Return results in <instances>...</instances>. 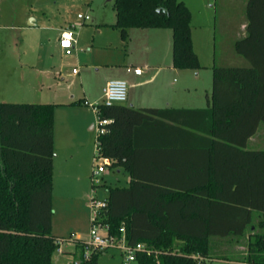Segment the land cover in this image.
Listing matches in <instances>:
<instances>
[{
	"label": "trees",
	"instance_id": "16d2710c",
	"mask_svg": "<svg viewBox=\"0 0 264 264\" xmlns=\"http://www.w3.org/2000/svg\"><path fill=\"white\" fill-rule=\"evenodd\" d=\"M114 8L111 25L123 39L135 27L169 28L174 67L201 68L192 12L183 0H115ZM246 15L247 34L235 50L251 65L215 64L209 106L96 105L98 116L111 119L98 136L99 153L131 176L128 186L109 187L107 206L95 222L119 237L124 227L129 244L152 249L139 252L136 264H196L194 253L212 260L213 236L241 238L247 232V250L237 259L264 264V150L246 148L264 123V0H248ZM55 108L49 102L0 101V264H101L104 250L86 257L83 241L75 243L79 262L53 260L59 246L52 232ZM163 126L190 143L146 140L154 131L163 133ZM163 153H205L208 174H161L157 157Z\"/></svg>",
	"mask_w": 264,
	"mask_h": 264
},
{
	"label": "rangeland",
	"instance_id": "374dc122",
	"mask_svg": "<svg viewBox=\"0 0 264 264\" xmlns=\"http://www.w3.org/2000/svg\"><path fill=\"white\" fill-rule=\"evenodd\" d=\"M186 1L193 11V23L203 21L206 9L212 14L210 0ZM114 2L0 0V101L88 100V103L83 100L80 107L82 112H86L85 118L92 116V121L83 126L91 137L88 145L63 147L57 144L55 149L52 232L61 239H70L77 233L82 239L89 240L94 225L91 221L93 197L105 200L109 196V187L129 185V174L125 169L109 166L97 156L99 120L94 104L103 103L105 81L115 78V71L123 67L114 63H122L124 59L153 60L156 57L157 48L151 45L152 34L160 28L135 27L130 38L123 39L118 28L99 24L101 21L115 22ZM31 19L33 24H29ZM71 25L75 26L72 30L77 33L78 42L72 54H66L60 47L59 37L62 30ZM197 34L196 30V47L200 49L202 39ZM148 46L151 50H147ZM233 55L235 57L228 51L224 54L223 49H217V65H251L245 56L236 51ZM74 68L79 73H74ZM201 70L202 74L196 79L199 86L207 81L212 83L213 68L204 66ZM92 124L93 130L90 129ZM99 164H105V171L95 176L93 168ZM76 166H79L80 173L83 171L82 175L85 173L80 179L73 175ZM220 237H213L211 242L213 257L210 264H249L237 259L245 252L240 246L246 247L247 239L217 240ZM60 245L65 248L68 244L65 241ZM123 259L122 250L112 246L100 253L98 261L101 264H122ZM53 260L70 263L76 259L74 253L56 249Z\"/></svg>",
	"mask_w": 264,
	"mask_h": 264
},
{
	"label": "crops",
	"instance_id": "0c3cea01",
	"mask_svg": "<svg viewBox=\"0 0 264 264\" xmlns=\"http://www.w3.org/2000/svg\"><path fill=\"white\" fill-rule=\"evenodd\" d=\"M183 1L187 4L192 12V39L194 49L199 56L201 68L205 66L207 69H210L213 68L215 64H217V49H223L224 54L226 51H228L230 52V55L234 56L233 52L236 51L234 43L247 34L248 20L246 15V6L248 0H210V7L213 8L211 11L212 14H210L206 9L207 11H204L205 16L203 21L199 22L198 24L196 23L197 25L193 23V11L191 7L186 0ZM32 20L33 19L30 20L29 24H33ZM115 22L108 23L101 21L99 24L111 25ZM74 27L75 26L71 25L70 27H65L64 29ZM132 29L133 28L129 30V35L127 38H130L131 32L133 31ZM196 30L198 31L197 35L199 39H202V43H200V49L196 47ZM74 33V47L76 48L78 35L75 31ZM152 35L153 42L151 45H154L157 48L155 53L156 57L153 60L142 59L140 61H135L133 59H124L122 63H114L123 65V67H120L117 71H115V78H109L105 81L103 88L106 83L112 79H124L128 81L129 94L128 99L124 104L137 108H199L209 106L212 100V83H208L207 81V83L204 85L199 86L200 83H198L196 79L202 74L201 68L178 69L173 65L172 30L169 28H160L159 30H155ZM59 38H61V35ZM149 40H151V37ZM61 49L64 53H66L62 47ZM147 50H151L149 46ZM223 60L227 61V59ZM228 62L230 61H227V63ZM138 67L142 68V72L140 74L135 72V68ZM196 71L197 73H195ZM208 73L210 74L211 72L209 71ZM83 100L88 101L87 98H81L79 100L71 99L69 101H49V103L56 104L54 122V149H56L57 144L58 146L63 147H81L88 145L89 139L91 137H88L83 126L85 127L86 124H89V122L92 121V116L91 118L87 119L84 117L86 112H82L80 110ZM87 111L90 113L89 110ZM90 115L92 114L90 113ZM90 129H94V124L90 126ZM162 129H164L163 133H157L154 131V134H146L147 136L145 137H148L146 140H152V142L153 140H156L155 142L167 146H176L180 144L182 145L184 143H190L187 141V139L174 137L173 132L168 130L170 128H165V126H163ZM204 143V141H200V144ZM246 148L250 150H264V123H261L257 132L249 138ZM208 160L209 157L205 153H163L157 157V161L159 162L158 165L161 167L159 171H162L161 174L164 175L176 174L183 176L199 173L200 175H207L208 169L206 167L209 165ZM193 163H196L197 166H200V169H202L195 170L194 168H191L190 164ZM168 164H180L181 167L178 168V171L172 172L171 170L166 169ZM76 168L77 170L74 171L73 175L76 179H80L85 175V173L82 175L83 171L80 173L79 166H76ZM126 171L129 174V184L131 175L128 170ZM259 220L260 216L259 213H257L256 217L254 215V222L257 223ZM78 235L81 236V234ZM249 236L250 234L247 232L245 237L241 238L232 235L216 237H220L217 238V240L228 239L229 241H240L248 239ZM240 247L245 249V251L247 250V246L245 247L241 245ZM64 251L74 253L76 259L75 261L79 262L76 244H68L64 248Z\"/></svg>",
	"mask_w": 264,
	"mask_h": 264
},
{
	"label": "built area",
	"instance_id": "2783aa9c",
	"mask_svg": "<svg viewBox=\"0 0 264 264\" xmlns=\"http://www.w3.org/2000/svg\"><path fill=\"white\" fill-rule=\"evenodd\" d=\"M75 33L72 28H66L63 30L60 38V45L65 50L67 54L72 53L74 47ZM74 73L79 72L77 68L73 69ZM136 73H141L142 68H135ZM129 94V83L124 79H112L109 80L103 88V103L106 105H113L117 103H125L128 99ZM88 103V101H85ZM99 104V103H98ZM96 112L98 109L94 104ZM98 116V115H97ZM99 124L97 127L98 136L104 134L107 131L106 124L111 121V119L101 118L98 116ZM97 136V156L105 160V164L110 165L111 160L107 157L101 156L98 149L99 139ZM105 164H99L97 167L93 168V174L95 176L100 175L105 171ZM93 207V218L92 223L94 224L90 230L89 240H84L78 234H73L70 239L57 238L59 252H64V247L60 245L62 242L67 244L76 243L78 241H83L86 244V257H88L93 249L106 250L109 247L116 246L120 248L124 254V259L122 264H136L137 254L139 252L151 253L152 249L143 242H138L136 244H129L125 228L122 227V235L119 237L117 235L111 234L109 232V226L103 225L101 223L95 222L98 218L99 211L107 206V198L105 200L94 198L92 199ZM197 261L196 264H210L211 259L203 256L200 253H194L192 255Z\"/></svg>",
	"mask_w": 264,
	"mask_h": 264
}]
</instances>
